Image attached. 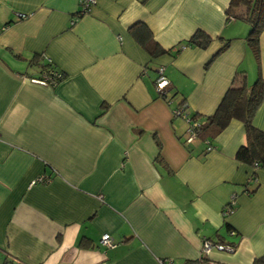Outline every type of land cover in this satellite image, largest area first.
Instances as JSON below:
<instances>
[{
  "label": "crops",
  "instance_id": "1",
  "mask_svg": "<svg viewBox=\"0 0 264 264\" xmlns=\"http://www.w3.org/2000/svg\"><path fill=\"white\" fill-rule=\"evenodd\" d=\"M228 3L95 0L70 24L78 0H0V264H253L264 255V168L235 159L242 121L206 152L184 141L186 123L154 87L161 65L170 94L211 115L236 75L264 79V32L256 60L249 24L227 20ZM136 22L164 49L198 29L211 39L151 56L128 30ZM40 54L64 73L57 85L31 81ZM252 123L264 132V97ZM203 239L232 249L203 255Z\"/></svg>",
  "mask_w": 264,
  "mask_h": 264
},
{
  "label": "trees",
  "instance_id": "2",
  "mask_svg": "<svg viewBox=\"0 0 264 264\" xmlns=\"http://www.w3.org/2000/svg\"><path fill=\"white\" fill-rule=\"evenodd\" d=\"M75 13L77 11L73 15ZM225 14L227 20L232 17V19H239L249 24V30L245 37L246 43L255 59L258 60L260 50L259 37L264 32V0H229ZM128 30L151 56L163 53L174 55L183 46L187 45L204 48L211 39L207 33L198 29L187 40L179 42L169 49H164L152 39L151 32L144 23L136 22L130 25ZM228 44L229 40H225L218 51L209 59L208 63L211 62L214 56L225 50ZM32 62L39 64L40 73L43 70H57L62 74L63 78L65 76L60 69L53 65L52 61H47L41 54L35 55ZM263 97L264 79L260 74L251 84H247L246 78L242 74L236 75L235 80L227 88L217 108L211 115L192 113V119H197L199 123L196 139L204 144L205 142L211 143V138L220 133L232 119H239L243 123L244 141L237 148L234 155L235 159L251 166L252 169H256L253 166L254 163L258 164L259 168H264V132L252 123L253 116ZM179 102L185 103V107H187L184 98L180 99ZM255 172L256 170H253L251 174L253 179L255 178ZM248 190L250 191L251 189L248 188ZM253 264H264V255L256 257L253 260Z\"/></svg>",
  "mask_w": 264,
  "mask_h": 264
},
{
  "label": "built area",
  "instance_id": "3",
  "mask_svg": "<svg viewBox=\"0 0 264 264\" xmlns=\"http://www.w3.org/2000/svg\"><path fill=\"white\" fill-rule=\"evenodd\" d=\"M95 3V0H78V10L75 15L70 18V24L75 23L79 16L83 15L87 11L90 10L91 6ZM18 18H24L26 14L18 13ZM232 19V17H229ZM47 61H51L49 57H46ZM63 79L62 74L57 70H43L40 73L39 77L31 78V81L47 84L51 86L57 85ZM154 87L157 91V94L160 98H162L169 106H171V113L174 118H181L186 123V131L184 136V141L187 143L192 142L197 137V129L199 126L197 119H192V113L189 112L187 107H185V103H180L179 100L173 94H170L169 81L165 75V70L163 66H158L156 69V77L154 79ZM213 145L209 142H205V151H210L213 149ZM254 168H259L258 164H253ZM252 178V177H251ZM47 179L45 175H40L33 179L29 186H32L35 183L43 182ZM235 206V196L232 195L228 201V203L224 206L222 210L223 215H228L233 211ZM100 242L106 247H113L115 244L113 242L112 237L108 233H104L101 235ZM217 249H226L231 250L232 248L228 245H223V243L212 241L210 239H203L201 243V252L203 255L209 253L211 248ZM5 264H13V263H5ZM168 264H173L172 260H168Z\"/></svg>",
  "mask_w": 264,
  "mask_h": 264
}]
</instances>
